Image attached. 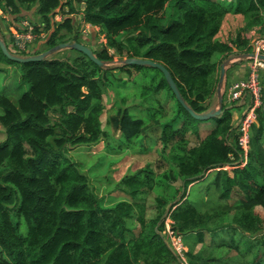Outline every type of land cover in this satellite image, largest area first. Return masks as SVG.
<instances>
[{
	"label": "trees",
	"instance_id": "1",
	"mask_svg": "<svg viewBox=\"0 0 264 264\" xmlns=\"http://www.w3.org/2000/svg\"><path fill=\"white\" fill-rule=\"evenodd\" d=\"M79 4L83 24L91 23L106 39L92 49L103 65L71 48L73 54L60 56L56 50L27 62L7 58L0 48V72L17 65V89L25 88L14 99L0 92L6 133L0 142V264H264V215L258 212L264 211L263 105L242 165L238 126L249 96L227 99L232 65L223 81L221 113L202 120L183 107L160 69L124 63L144 58L164 64L186 104L196 113L208 112L218 106L221 66L234 47L252 51L243 33L261 26L264 37V0H0L9 21L8 37L1 25L0 37L11 48L9 25L32 21L28 12L35 8L36 30L49 33L45 50L37 53L80 42L73 18L53 23L58 9L72 13ZM229 14L243 27L239 22L236 38L228 40L221 32ZM114 69L127 77L116 76ZM130 82L137 89L124 93L120 87ZM109 87L120 100L108 118L122 139L115 148L147 153L153 141L161 145L155 162L119 180L114 190L127 198L112 205L104 203L70 153L75 146L109 139L102 121ZM162 91L172 114L157 97ZM140 137L142 143L136 141ZM176 180L181 184L171 199L150 196L158 181ZM198 182L206 183L205 194L193 197L191 187ZM201 202L208 208L201 209ZM167 218L172 231L183 236L186 261L165 233Z\"/></svg>",
	"mask_w": 264,
	"mask_h": 264
},
{
	"label": "rangeland",
	"instance_id": "2",
	"mask_svg": "<svg viewBox=\"0 0 264 264\" xmlns=\"http://www.w3.org/2000/svg\"><path fill=\"white\" fill-rule=\"evenodd\" d=\"M65 1L66 0H64V2ZM169 2H172V0H169ZM81 7L83 8L84 5L81 4ZM5 15H6L5 12L3 11L0 12V25L4 28L3 31L5 33L4 32L3 33L5 34V36L8 37V35L6 34L7 31L5 30L8 27L7 22L9 23V21L5 20ZM30 19L36 22V25H38L37 22L39 21V16L36 14L35 11ZM77 24H79V22H76L75 30L77 28ZM82 26L84 30L88 32V34L81 35ZM257 27L262 28L261 26H257ZM78 30L80 31V40H81L80 42H84L85 44H87V46H89L92 49H100L102 47L100 43L102 42L104 44V42L106 41L104 35L99 34L98 37V33H97L98 29H96L95 26L89 25V28H87L84 26V24L80 23V25L78 26ZM37 33L38 35L42 33L46 34L45 37L42 36L38 37V41L36 45L37 51L45 50L44 47L47 39L49 38V33L47 31H43L40 28L38 29ZM110 52L113 53V49H110ZM73 53L74 51H70L67 48H64V49H60L56 55L63 56L66 54H73ZM3 62L8 64L11 63L5 59L3 60ZM2 66H4L7 69L8 65L2 64ZM114 74L116 76L122 75L124 78L127 77L124 73L121 72L120 69H114ZM19 75H20V70L18 69L17 65H10L8 67V71L0 72V92H3L4 90L13 99L18 98L25 89V88L17 89L20 84ZM142 80L143 77L138 75L137 76L138 83H140ZM122 84L123 83L119 85ZM126 86L120 87L124 93L131 92L132 90L135 91L137 89L134 88V86L136 85L134 83L131 84V82L129 87H128V83ZM116 94H117V89L113 90V88L109 87L108 91L103 96L105 103V113L102 115V121H103L104 129L110 133L109 139L102 140L93 145L75 146L71 149L70 152L74 156V159L80 163L81 169L83 171L88 172L89 176H91L93 182L92 184L96 187L100 195L102 194L104 196V203L107 205H112L114 202L120 200L123 197L125 199L127 198V196H123L124 194L120 192H116L114 190L116 184L119 182V180H121V178L124 175L128 173H132L144 167L147 163L155 162L159 157V153L157 152V150H161V145L159 144V141L157 142L153 141L152 143H150V152L147 153L140 151L138 152L132 149L115 148L122 139L120 133L114 134L112 132V127L108 123V118L110 114L114 112L113 108H115L114 105L115 101L117 99L118 101L116 102L119 103L120 101ZM157 97L162 99L168 113L172 114L171 102L168 99H165V94L160 92L157 94ZM130 99L131 100L134 99L133 96H131ZM130 99L128 100L127 103L131 101ZM0 112H1V108H0ZM5 138H6L5 128L0 124V142L5 140ZM136 141L142 143L143 138L140 137ZM108 144L110 145L108 146ZM180 184H181L180 180H176L174 182L158 181L155 185V188L151 192L150 196L159 193L167 197L168 199H171L173 196L177 194ZM205 185L206 183L204 182H198L193 187H191V191L193 192L192 196L194 197L201 193L205 194V189H204ZM199 206L201 209H204L205 207L208 208V206H205V204L202 202L199 204ZM258 212L264 215V211L261 208H258ZM26 231H27V227L25 224H23L21 227V232L26 233ZM206 238L207 240H210L209 236H207Z\"/></svg>",
	"mask_w": 264,
	"mask_h": 264
},
{
	"label": "built area",
	"instance_id": "3",
	"mask_svg": "<svg viewBox=\"0 0 264 264\" xmlns=\"http://www.w3.org/2000/svg\"><path fill=\"white\" fill-rule=\"evenodd\" d=\"M64 19L62 14H56L53 18V23H60ZM36 24L32 23L28 19H20L15 23L9 25L10 35L13 39L11 48L17 53H29L32 50V46L37 43L38 37H45V33L38 35V29L36 30ZM90 24H84L85 27L89 28ZM44 31V30H43ZM88 32L81 28V35H86ZM253 56H250L247 66V77L232 83L227 88V99L228 100H240L248 95V104L245 106V112L242 116L240 124L238 126V144L243 152V163L244 165L248 160L250 150V130L251 125L257 119V111L263 105V84H262V72L264 71V60L259 57L260 54H264V37H258L252 44ZM231 166L225 168L228 169ZM170 219L167 218V228L165 233L169 237L170 243L174 250L179 254L184 261H186L185 253L188 250L184 244L183 236L175 234L172 231L170 225ZM185 264H187L185 262Z\"/></svg>",
	"mask_w": 264,
	"mask_h": 264
},
{
	"label": "water",
	"instance_id": "4",
	"mask_svg": "<svg viewBox=\"0 0 264 264\" xmlns=\"http://www.w3.org/2000/svg\"><path fill=\"white\" fill-rule=\"evenodd\" d=\"M0 48L2 50V52L5 54V56L11 60H15V61H19V62H27V61H37V60H42L44 59L46 56L50 55L52 51L55 50H60V49H64V48H71V49H76L80 52H82L83 54H86L87 56H89L94 62H96L99 65H103L104 62L101 61L93 52L92 48H90L89 46L81 43V42H71V41H67V42H62L60 44H58L56 47H54L52 50H46L44 52H41L39 54H35V55H28V56H21V55H17L16 53H14L4 42V40L0 37ZM254 53L249 52V53H245L243 55H241L243 58H247L250 56H253ZM259 57L261 59L264 60V54H260ZM124 63L126 64H138V65H147V66H152L155 68H158L162 71V73L165 76V79L167 80L170 88L172 89L173 93L175 94L176 98L179 100V102L183 105V107L189 111V113L197 118V119H208L210 117H213L215 115H218L221 113L222 109H221V104L223 102V97H222V86H223V81H224V77H225V73H226V68H225V63L221 66V73H220V79H219V83H218V88H217V93L219 96V100H218V106L208 112L205 113H196L192 110V108L186 104L176 82L174 81L170 71L166 68V66L160 62L151 60V59H144V58H127L125 59ZM263 110H264V103H263Z\"/></svg>",
	"mask_w": 264,
	"mask_h": 264
},
{
	"label": "crops",
	"instance_id": "5",
	"mask_svg": "<svg viewBox=\"0 0 264 264\" xmlns=\"http://www.w3.org/2000/svg\"><path fill=\"white\" fill-rule=\"evenodd\" d=\"M33 9L34 10H31L28 12V14H30L31 16H32V14H34V11H35V8H33ZM238 23L240 24V27H243V22L239 17L234 16V14H229L228 20L224 25L223 31L221 32V38L228 39V40L230 38H236L237 33L239 31V28L237 27ZM260 29L261 28H259V27H255V28H252V29L246 31L243 34L250 40L251 43H253L256 38L262 37V35H260ZM252 36H253V38H252ZM36 45L37 44H34L32 46V50H34V51L37 50ZM245 52H246L245 48H240L238 50L236 47H234V53L231 54L230 58H228V60L226 62H224L226 64L225 68H227V66L229 64H230L229 66H231V65L233 66L232 68H230L229 75L227 77L228 87L232 83L237 82V81L242 80V79H245L247 77V66H248L249 59L243 58L241 56V55L245 54ZM262 73L264 74V71ZM162 93H164V92L162 91ZM237 105L241 106L240 103ZM241 112H242V109L240 110V113Z\"/></svg>",
	"mask_w": 264,
	"mask_h": 264
},
{
	"label": "clouds",
	"instance_id": "6",
	"mask_svg": "<svg viewBox=\"0 0 264 264\" xmlns=\"http://www.w3.org/2000/svg\"><path fill=\"white\" fill-rule=\"evenodd\" d=\"M84 8V7H83ZM83 8L81 7V4H79V6L77 7V9H78V11H75V12H72V13H69L68 12V9H66V12H67V14H64V13H62V12H60L59 11V9L56 11V14H62L63 16H64V18H66V16H70L71 18H73V21L74 22H79V25H80V23L81 24H83V22H82V10H83ZM55 14V15H56ZM54 15V16H55ZM64 20V19H63ZM84 24H90V25H92L91 23H84ZM92 26H94V25H92ZM37 44V43H36ZM84 44V43H83ZM253 44V43H252ZM85 45H87V44H85ZM14 53H16L12 48H10ZM56 51V50H55ZM38 51L37 50H33V51H31V52H29L28 54L29 55H35V54H39V53H37ZM54 51H52L51 53H53ZM252 52V51H251ZM253 53V52H252ZM18 55V54H17ZM249 57H247L246 59H248ZM263 75V74H262ZM264 98V97H263ZM264 103V102H263Z\"/></svg>",
	"mask_w": 264,
	"mask_h": 264
}]
</instances>
